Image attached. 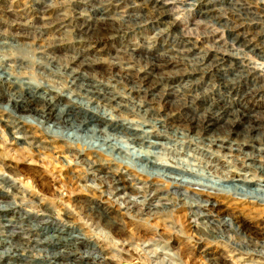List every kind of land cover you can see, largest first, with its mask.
Listing matches in <instances>:
<instances>
[{
	"label": "rangeland",
	"instance_id": "374dc122",
	"mask_svg": "<svg viewBox=\"0 0 264 264\" xmlns=\"http://www.w3.org/2000/svg\"><path fill=\"white\" fill-rule=\"evenodd\" d=\"M40 1L0 0V41L17 39L12 35L23 31L21 26L13 24L20 20L18 11L24 9L26 14H32L36 12V2ZM92 1L94 0L42 1L45 3L41 6L46 4L58 8L63 13L60 15L62 19L59 17L60 19L54 20L50 28L52 31L43 32L46 37L43 38V45L39 42L35 45L36 39L33 40L30 36V39L21 41L24 43H18L23 44L18 46L20 52L4 55L8 59L5 63L12 65L10 71L13 70L17 78L25 81L28 79L32 85L51 84L62 95L67 93L64 80L54 77L45 65H38L35 61L41 57L42 61L47 62L49 54L43 51L52 45L55 38L50 34L53 35L56 30V43L64 46L65 50L55 46L57 48L48 52L53 56L56 55L58 63L54 66V70L59 73L58 76L66 77L62 69L64 61L73 53L76 54L77 48L75 52L71 50L77 46L75 42L81 39L77 36L79 33L75 26L79 20L76 19V13L80 8H84V15L92 18L96 7L82 4V2L93 4ZM97 1H104V5L108 6L107 2L110 0ZM135 1L139 4L134 13L145 15L144 21L138 24H134L133 21L125 27H120L118 22L111 21L119 17L112 13V8L107 7V16H112L110 22L99 23L98 27L102 29L97 31L98 36L85 41L84 44V48L91 49L83 53V56L88 53L86 58L92 67L90 71L102 74L101 80L108 83L104 85L101 94L108 97L117 95L114 101L105 102L106 104L100 107H103V111L109 113V117L115 118L119 124L125 119L137 121L138 126L154 121L149 116L132 114L136 111L133 107L136 100L127 96L130 95L131 85L120 77L119 70L129 69L135 82L141 72L142 75L147 76L145 67L147 58L163 54L165 48L162 44H168L175 38L173 36L180 32L186 37H192L194 46L191 49L199 57L206 54L205 45L219 46L216 51L223 53V48L229 47L235 35L239 34L240 39L249 38L241 35L243 28L239 26L237 18L228 13L226 9L228 3L230 10L238 13L239 17H247L251 21L253 15L251 13H259L261 17L256 20L257 24L248 25L247 28L250 35L253 33L258 36L260 42L264 41L262 39L264 0H227L224 4L218 0H201L203 3L212 2L209 8L215 9L211 14L220 18L217 20L218 24L213 20H202L203 16L198 12V6L190 8L189 3L192 0H153V3L161 1L160 4H164L165 9H169L170 13L151 20L146 17L150 11L149 0ZM131 2L133 0H126V3ZM240 4L246 6L248 10H241ZM93 5L98 6L97 3ZM199 20L202 21L203 26ZM204 26L211 33L203 34ZM115 29L118 31L112 35L109 31ZM24 30V33L29 32L28 28ZM60 31L67 33L59 35ZM74 38H77L75 42H73ZM15 43L13 45H16ZM117 49L119 56L123 54L120 60L114 57ZM128 50H133L132 56L125 53L129 52ZM14 57H18L20 61L13 60ZM255 59L250 55L245 61L256 64L255 74L260 75V84L264 85V60ZM185 68L188 66L177 65L174 69H167L172 71L169 81L173 86L180 87V92L183 94L196 95V102L190 107L197 108V112H201L206 108L205 106L218 112L221 110V104L229 105L233 110L237 108L247 111L264 110V92L260 91L243 101L241 96L245 92L243 87L245 84L235 85V90L226 92L217 84L210 82L209 76L201 77L199 74H193L189 77L185 74L188 72L184 70ZM153 72L155 74H152ZM159 72L154 68L150 75L152 78H157L156 73ZM229 76L231 77L230 74L227 77ZM8 84L0 80L2 100L0 101V205L9 204L14 208L8 210L6 217L0 218V241L11 232L5 224L15 222V225L23 223L24 230L22 233H15L11 238L9 236V240H15L20 236L21 241L28 242L27 244H31L36 239L46 243L47 240L44 241L43 238L51 235L52 229L62 231L66 237L80 234L87 247L90 245L95 251L94 256L90 255V257H103L105 260L103 264H158L162 260L165 261L163 264L174 262V264H264V203L208 187L213 185L215 189H220L225 186L224 180L230 175L229 171L240 167V159L210 154V149L194 143L191 138L173 137L172 134H167L166 141L160 140L164 143L162 150L161 148L153 150L155 160L162 165L192 169L194 177L196 176L200 183L207 185H188L190 190L186 195L181 194L185 191L182 188L176 189L178 191L176 195L173 192L175 187L165 178L157 175H149L147 178L143 170L146 168L145 164L136 158V153L143 149L139 144L130 141L126 135L106 130L105 133L96 132L88 137H85L83 132L69 133V136H66L67 132L59 134L56 128L47 130L46 125L37 123L35 117L26 114L24 120L22 119L24 122H20L17 112L7 105L9 96L7 90L9 89L12 94L16 91V88H10ZM118 96L125 98L123 103H118ZM178 99L183 103V98ZM77 100L76 98L75 101ZM95 105L94 101L91 106ZM156 108L159 113L161 107L156 106ZM105 136H108L111 143L120 150H113L109 145L104 144L102 139ZM98 171L102 172L98 173ZM238 172L245 176L250 175L248 178L255 176L252 171L245 172L242 168ZM185 175L186 178L189 176ZM111 177L127 181L128 190L123 193L118 192V185ZM156 189H160L157 195H155ZM143 190L147 192L144 193ZM91 211L96 212L103 219L99 221L94 218L95 214ZM33 223L35 224L32 225ZM250 237L253 238L252 243H249ZM146 242L148 245L144 247L143 243ZM139 245L144 247V251L153 254L144 256L136 249ZM49 246L51 247V244H47L44 250L43 247L35 251L26 249L31 253L27 254L30 256L27 263L35 264L34 257H36L39 264H60L52 257H47V252L54 250ZM12 247L15 246L11 243L8 253L4 256L12 254L10 252ZM58 250H63L64 253L67 251L64 247ZM84 250L85 247L81 249V253L73 255L74 258L79 257L78 263L71 257L64 259L66 260L64 263L85 264L83 258L89 260V257L82 253ZM149 256L151 258L146 259Z\"/></svg>",
	"mask_w": 264,
	"mask_h": 264
},
{
	"label": "bare ground",
	"instance_id": "6f19581e",
	"mask_svg": "<svg viewBox=\"0 0 264 264\" xmlns=\"http://www.w3.org/2000/svg\"><path fill=\"white\" fill-rule=\"evenodd\" d=\"M42 1L44 0L36 2V12H33L32 14H26L24 9H20L18 11L20 20L13 22V24L15 23L16 25L21 26L23 31H25L24 29L28 28L29 32L24 33L23 31L19 30V33L14 36L12 35L13 38L15 37L17 39L14 38L15 40H3V42L0 41V80L9 83L8 85L10 88H16L14 94H12L9 89L7 90L9 93L7 105H10L13 111L17 112V118L20 122H24L22 119L24 118V114H26L35 117L37 123L43 126L46 125L45 128L47 130L56 128V132L59 134L67 132L66 136H69V133L73 134L83 132L85 137H88L94 135L96 132L105 133L107 132L106 130L117 134L121 133L126 135L130 141L139 144L140 148L143 149L142 151L136 153V158L145 164L146 168L143 170H145L147 178H149V175H157L165 178V180H168L169 184L175 187L173 192L176 195L178 194L176 189L179 188L185 189V191L181 192V194L186 195L188 190H190L188 185H207L200 183V180L197 179L196 176L194 177V173L191 171L192 169L189 170L182 166L173 167L171 165L167 166L158 163L155 160L156 156L153 150L158 148L160 149L163 146L164 143L160 142V140L166 141L167 134H172L173 137L181 136V138H191L194 143L201 144L210 149V154H217L221 155L222 157H234L235 160L240 159V167L229 171L230 175H228L227 180H224L225 186L222 188L219 186L220 189H215L213 185L208 187L214 190L225 191L229 194H235L236 196L245 197L246 199H253L255 201H261L264 203V110L250 109L247 111L246 109L242 108L233 110L229 105H220L219 103L221 110L218 112L212 111V109H210L211 107L209 106H205V109H203L201 112H197V108L190 107L192 104H194L193 102H196V95L183 94V92H180V87L176 85L173 86V84H171L169 81L171 70L167 71V69H174L177 65H187L188 68H185L184 70H188V72L185 74L189 75V77L193 74H199L201 77L209 76L210 82L217 84L220 88L226 90V92L235 90V85L245 84L243 86L245 87V92L241 96V100L243 99V101L245 99H250L255 94L257 95V93L260 91L264 92V85L260 84L259 81L260 75L255 74L257 69L256 64L245 61L250 57V55L253 58H256L255 60H264V41L260 42V39L257 38L258 36L254 35L253 33L250 35L247 28L248 25L252 26V24H257L258 21L256 20H259L261 17L259 13H251L253 14L251 21L247 17H239L238 13L230 10V3L226 5L228 6L226 8L228 13L235 16L237 18V22H239V26L241 25L243 28V34L241 35L248 36L249 38L240 39L239 34L235 35L234 39L231 40L229 47L223 48V53H218L216 51L218 50L217 48H220L219 46L214 47V45H205L206 54L199 57L196 55L197 53H194V51L191 49L194 46L191 40L192 37H186L185 34L180 32L175 34V36H173L175 38L168 42V44H162V46L165 48V52L163 54L147 58L145 61V67L148 75H142L141 72L137 78L138 81L136 80L137 83L135 82L132 72L129 69L124 71L119 70L118 72L121 75L120 77H123L126 82L131 85V88H129L130 95L127 96L132 100H136V102L133 103V107L136 111L132 114L136 116H149L154 120L152 122L143 123L141 126H138L137 121L131 119V121L126 119L122 120L123 123L119 124L115 118L109 117V113L106 114V111H103V107L101 108L100 106H104V104H106L105 102L114 101L117 95L108 97L101 94L104 85H107L108 83H105V80V82L101 80L103 79L102 74L90 71L91 64H88L89 61L87 60L88 58H86L88 53L84 56L83 53L91 50L90 48H84V44L85 41L91 40L93 37L98 36L97 31L102 29L98 27L99 23L102 24L110 22V18L112 16H107V7L112 8V13L119 17H116V20L112 19L111 21L118 22V26L120 27H125L129 22L134 21V24H138L141 23V21H144L145 15L134 13V10H136L139 3L135 0H133V2L130 4L126 3V0H110L107 2L108 6H106L104 5V1V3L97 0L92 1L93 4H98V6H96L82 2L84 5L96 8L93 12L92 18H88L87 15H84V8H80L76 13V19L79 20L75 26L77 27V31L79 33L77 36H79L81 39L78 40V42H75L77 38H74V41L72 40L77 46L71 51L75 52L76 48L77 51L76 54L73 53L64 61L65 63L62 69L66 77L64 75L60 77L58 76L59 73L54 70V66L58 63L57 58L55 57L56 55L53 56L48 52L54 48H57L55 46H60L58 48H61V50H65V47L56 43V30L53 32V35L50 34L55 39H53V43H51L52 45H49L48 48L43 51L49 54L47 55V62L45 63V60L42 61L41 57H37L38 59H36L35 62L38 63V65H45V68L51 74H53L54 77L64 80L65 90L67 93H65L66 95H62L61 92L55 90L51 84L45 85L43 82L44 84L36 83V85H32L28 79L25 81L22 78H17V76L13 74V70L10 71V66L12 65L5 63V61L8 59L5 58L4 55L8 53L15 54L16 52H20V48H18V46H22L23 44L18 43L24 41L23 39H30L31 36L33 40L36 39L34 42L35 45L36 42H39L40 45H43V38L45 37L43 32L45 30H51V24L55 22L54 20L61 18L60 15L63 13H61L58 8H53L49 5L47 6L46 4L41 6L45 3ZM226 1L227 0H218V2L222 4L226 3ZM149 2L150 11H148L149 14L146 15L148 20L161 16L164 17L167 15V13H170L169 9H165L164 4H160L161 1H156L153 3V0H149ZM211 3L212 2L210 1L208 3H203L201 0H192L189 3V6L190 8L198 6V12H200L201 16H203L202 20H213L217 22V20L220 18L215 17V15L214 17L212 16L211 13L215 11V9L209 8ZM240 6L241 10H248L246 6L242 4H240ZM199 21L200 23L202 22L201 20ZM116 28L119 29V27ZM203 28V34L211 33L205 26ZM117 31L118 30L115 29L110 30L109 32L112 35H115ZM66 33L67 31H60L59 35H64ZM262 39L264 40V35ZM14 42H16V45H13ZM14 47H17V49ZM207 47H209V49ZM237 49L241 51H236ZM245 49H247V51H245ZM132 51L133 50H130L129 52L125 53L132 56ZM115 53L116 54L114 57L116 59H122L121 56L123 54L119 56L120 53L118 49L115 51ZM62 54L64 55V53ZM13 60L18 62L20 61L18 57H14ZM24 63L25 62H23V64ZM154 68L160 71L159 73H156L158 76L157 78H152L150 75ZM152 74H155V72ZM229 74L231 77H227ZM34 77H36V75ZM11 84L15 86H12ZM237 93L236 95L239 96ZM124 97L118 96V103H123V99H125ZM179 97L183 98V103L181 99H178ZM76 98L80 102H77L78 100L75 101ZM84 100H86V102H84ZM0 101L2 100L0 99ZM94 101L96 105L91 106ZM121 106L126 107L124 105ZM156 106L161 107L160 110L158 109L159 113H157ZM126 110L128 111L129 109ZM90 113L92 115H90ZM102 142L109 145V147L113 150H120L119 147L114 146L115 144L111 143V140L108 136H105L102 139ZM122 146L124 147V145ZM178 162L180 161L178 160ZM183 166H185V164ZM241 168L245 172L252 171V174L255 176L248 178L250 175L245 176V174L238 172ZM101 172L102 171H98V173ZM185 174L189 175H187L188 179L185 177ZM111 178L112 181L118 185V192L123 193L128 190L127 181L113 177ZM111 178L109 179L111 180ZM159 190L156 189L155 195L158 194L157 191ZM145 191L146 190H143L144 193ZM13 208L14 207H11L9 204L0 205V218L6 217L7 212H9L8 210ZM163 208L167 209L165 206H163ZM91 213L95 214L94 218H97L99 221L103 219V217L98 215L96 212L91 211ZM11 223L12 224H5L7 228H10L11 234L8 233V235H6L5 238L0 241V264H28L27 259H29L30 256H27V254L30 253V251H26V249H33L35 251V249L43 247L44 250V247H47V244H51V247H49L56 250H50V252H47V257H52L55 262H59L60 264H70L64 263V261H66L64 259H69V257L73 258V261L75 260L74 262L78 263L79 257L74 258L73 255L81 253V249L83 247H85L86 250L82 251V253L86 254L85 256L89 257V260H91L89 261L83 258L82 261L85 264H103V262H105L103 257H90V255L94 256L93 252L95 251L90 247V245H88L89 248L87 247L83 237L80 234H71L66 237L62 231L52 229L51 235L49 234L43 238L44 241L47 240L46 243L39 242L40 239H36L33 240L31 244H27L28 242L21 241L20 236H17L15 240H9V236L11 238L15 233H22L24 230L23 223H21L22 225H15V222ZM34 224L35 223L32 225ZM249 239V243H252L253 238L250 237ZM11 243L15 246L10 249L12 254H9L10 256H4V254L8 253ZM143 244L144 247L148 245L147 242ZM63 247L67 249L65 253L63 250H58ZM144 247H140L139 245V247H136V249H138L139 252H141L144 256L151 254L149 251H144ZM73 248L76 250H73ZM164 254L167 255L166 253ZM150 258L151 256L146 259ZM34 259L35 264H39L38 259H36V257H34ZM164 262L165 261L162 260L158 264H163Z\"/></svg>",
	"mask_w": 264,
	"mask_h": 264
}]
</instances>
